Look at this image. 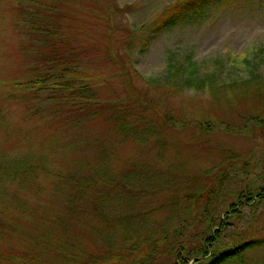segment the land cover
Instances as JSON below:
<instances>
[{"label": "rangeland", "instance_id": "rangeland-1", "mask_svg": "<svg viewBox=\"0 0 264 264\" xmlns=\"http://www.w3.org/2000/svg\"><path fill=\"white\" fill-rule=\"evenodd\" d=\"M28 1L0 0V82L11 77L20 80L30 74L29 67L35 69L40 63L20 48L26 45L27 36L22 30L23 24L16 20L15 10L27 9ZM177 1H62L63 11L75 17V30L70 32L80 42L86 72L100 77L94 86L99 95L114 101L123 96L120 77H112L115 69L108 68L114 61L118 71L123 68L131 77L138 94H130L131 99L160 100L167 107L166 114L175 119L171 131H161L160 123L155 126L154 136L149 139H160L156 147L150 143L139 146L131 141H118L124 144L111 150L109 145L105 148L109 157L105 172L109 176H119L122 170L138 164L148 165L149 170L146 176L132 178L135 183L132 189H139V195H131L137 203L129 206L123 202L106 203L101 222L81 221V228L77 229L87 240L80 247L84 252L107 253L126 248L128 262L133 260L130 264H160L158 259L134 260V254L145 248V239L178 225L170 218L167 208H159V203L169 191L184 186L185 176L211 175L220 167L226 170V180L219 207V217L224 216V235L217 242L218 250L230 248L236 240L264 241V200L253 206H239L242 202L239 198L261 189L264 178V117L259 114L264 109V0H227L209 7L196 19L187 18L158 35L150 34L162 9ZM102 31L104 38L100 35ZM255 65L254 86L260 87L261 98L252 95L254 87L248 85L249 72ZM187 73L192 75L194 85L183 89L181 78ZM41 98L29 102L32 111L38 112L35 117L28 116L29 109L24 103L0 102V208L4 209L6 204L18 206L21 202L20 208L27 212L26 216H20L21 228L32 223L29 216H53L61 212L57 210L59 207L51 206L64 193V187L54 180L57 178L54 173L65 175L72 162L92 160L95 153L89 151L93 150L89 144L94 142L95 132L98 136L102 131L99 125L83 132L74 129L65 132V120L62 116L55 118L53 110L48 109L50 105ZM256 114L260 125L247 122ZM196 118L208 122L207 132L192 126H178L180 121ZM218 122L224 124L221 126L224 131H213ZM42 142L56 150L50 155L53 163L44 154L41 160L32 154ZM27 154H32L34 164L41 161L48 175L39 174L34 177L31 189L29 181L22 189L12 179L20 180L15 162ZM83 169L86 171V166L79 165L81 172ZM50 185L55 186L54 193ZM231 204L237 206L235 211H231ZM125 210H131L134 216L125 217ZM118 213L123 218L116 221ZM3 219L7 221L6 216ZM4 226L6 235L1 244L6 248L13 246V239L11 229L7 224ZM35 226L40 228L38 222ZM92 226L96 227L95 235L86 230ZM197 259L201 257H195L191 264ZM236 260L225 264H237ZM242 263L264 264V248L250 253Z\"/></svg>", "mask_w": 264, "mask_h": 264}, {"label": "trees", "instance_id": "trees-1", "mask_svg": "<svg viewBox=\"0 0 264 264\" xmlns=\"http://www.w3.org/2000/svg\"><path fill=\"white\" fill-rule=\"evenodd\" d=\"M62 1L29 0L27 9L17 7L18 11L15 10L16 20L19 19V23L23 24L22 30L27 36L26 45L20 47L21 51L29 57L37 58L40 63L35 69L29 67L27 72L32 74L20 80L16 77L2 79L0 102L18 105L24 103L29 109L28 116L35 117L38 112L32 111L29 102L32 99L42 100L41 97H44L43 100L50 105L48 109L53 110L54 117L62 116L65 120V132L72 129L75 132H83L86 128H98L99 125H102V131L98 136L95 132L94 142L89 144L93 148L89 151L95 153L92 160L72 162L65 175L54 173L57 177L54 180L64 187V193L51 206L59 207L57 210H61L60 213L53 216L33 215V218L29 216L28 220L32 223L21 228L20 216H26L27 213L20 208L21 202L18 206L6 204L4 209L0 208V264H130L133 260L130 259L128 262L126 254H129V250L126 248L95 254L82 251L80 247L86 239L77 227L81 228L79 224L85 219H96L101 222L106 214L102 209L106 203L123 202L125 206L137 203L132 201L131 197L132 194L139 195V189H132L135 187L132 178L148 174L149 166L138 164L122 170L119 176L113 172V176H109L105 172V165L109 159L105 148L109 145L108 148L111 150L124 144L118 141H131L138 143L139 146L150 143L156 147L160 139L156 138L154 141L149 139L154 136L155 126L160 123L161 131L164 129L171 131L175 119L166 114L167 107L163 106L160 100L147 101L143 98L142 101V98L137 97L131 99L130 94L138 96L131 77L119 64L117 66L122 69L118 71L114 61L110 62L108 68L114 67L115 71L117 70L118 73L115 74L114 71L112 77L116 79L120 77L119 85L123 96L114 101L99 95L96 90L98 88L94 89V86L100 77H94L86 72L80 42L78 40L77 43V37L70 32L72 29L75 30L73 25L75 17L63 11ZM226 1L179 0L169 8L162 9L160 18L153 24L150 34L158 35L187 18L196 19L209 7ZM100 35L104 38L103 31ZM256 71L255 65L249 72L251 78L248 85L254 87L252 95L261 98L258 89L260 87L254 86ZM191 76L187 73L181 78V88H192L194 80ZM202 83L201 81L200 86ZM200 86L199 88H202ZM135 99L137 102L130 101ZM140 100L143 103H140ZM213 101L216 102V94ZM259 114L264 117V109ZM259 114L250 117L247 122L260 125L257 121L260 118ZM207 124L208 122H201L196 118L180 121L178 126L181 128L192 126L204 133L208 131ZM217 124L218 127L213 128V131H224V127H221L224 124L222 122ZM55 151L51 144L42 142L32 154L38 156L36 160H41L44 154L46 160L53 163L50 161V155ZM32 154H27L22 160L15 162L20 180L15 177L12 183H16L19 188L23 189L22 185L25 186V182L29 181L31 189L34 177L39 174L48 175L47 167L42 165L41 161L33 163L35 160ZM79 165H85L87 170L83 169L81 172ZM225 171L224 167H220L217 173L211 175L185 176L187 181L183 187L169 191L165 200L159 203V208H167L170 218L178 225L163 234L145 239L143 241L145 248L134 254V260L147 262L151 258L158 259L160 264H191L195 257L200 256L201 259L192 264H225L235 259L237 264H243L250 253L263 249V239L236 240L228 249L217 248L219 238L224 235V216L219 217L221 214L219 207L222 205L221 200L224 199ZM50 186L54 193L55 186ZM169 188L171 186L165 187V191ZM239 200L242 201L241 204L238 202L241 207L262 202L264 178L261 189H257L253 194L241 196ZM236 207L231 204V211H235ZM4 216L7 217V221L3 219ZM124 216L131 217L134 213L125 210ZM122 218L121 214H115L116 221ZM37 222L40 228H36ZM4 224L11 229L9 233L13 239V246L6 248L1 244L6 235ZM86 230L88 234L95 235L96 227L92 226V229Z\"/></svg>", "mask_w": 264, "mask_h": 264}]
</instances>
